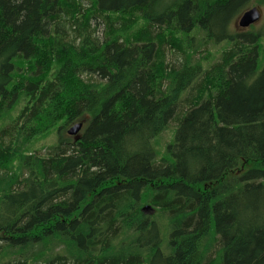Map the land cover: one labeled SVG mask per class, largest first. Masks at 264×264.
I'll return each mask as SVG.
<instances>
[{
	"label": "trees",
	"instance_id": "obj_1",
	"mask_svg": "<svg viewBox=\"0 0 264 264\" xmlns=\"http://www.w3.org/2000/svg\"><path fill=\"white\" fill-rule=\"evenodd\" d=\"M250 2L0 0V264H264Z\"/></svg>",
	"mask_w": 264,
	"mask_h": 264
},
{
	"label": "rangeland",
	"instance_id": "obj_2",
	"mask_svg": "<svg viewBox=\"0 0 264 264\" xmlns=\"http://www.w3.org/2000/svg\"><path fill=\"white\" fill-rule=\"evenodd\" d=\"M253 7L257 8L260 11V13H261V19L259 20V22H257L256 24H254L252 28L249 27L247 29H240L237 26V21H238V18L240 16V15H238L231 22V25H230V30L231 31H233L235 33H238V34H242V33L243 34H248V33H252V32H257L259 30L264 31V4L263 5L262 4L259 5V4H256V2L254 0H251L250 4L247 6L246 10L247 9H250V8H253ZM102 33H103V29H102L101 26H99L97 28L96 32H95V36L97 38H99V39H102V37H103L102 36ZM208 49L212 53V58H211L212 62H218L220 60V55H221V51H219L220 45L219 46H215V47L209 46ZM167 59H168V62L169 63H176L175 57L172 56V55H168V58ZM67 129H66V131H67ZM172 141H173V138H172V130L169 128L160 137L157 148L160 149L161 150V153H162V149H164L163 147H165L166 144L171 143ZM50 142H48V143H50ZM44 143L46 144V142H44Z\"/></svg>",
	"mask_w": 264,
	"mask_h": 264
},
{
	"label": "water",
	"instance_id": "obj_3",
	"mask_svg": "<svg viewBox=\"0 0 264 264\" xmlns=\"http://www.w3.org/2000/svg\"><path fill=\"white\" fill-rule=\"evenodd\" d=\"M260 19H261L260 11L257 8L253 7L245 10L243 13L240 14L237 21V26L240 29H247L253 26L254 24H256L257 22H259ZM82 127H83L82 123L80 122L76 123L67 129L66 135L69 137L78 138L82 130ZM148 210L149 207L144 208V211H148Z\"/></svg>",
	"mask_w": 264,
	"mask_h": 264
},
{
	"label": "bare ground",
	"instance_id": "obj_4",
	"mask_svg": "<svg viewBox=\"0 0 264 264\" xmlns=\"http://www.w3.org/2000/svg\"><path fill=\"white\" fill-rule=\"evenodd\" d=\"M193 87V86H192Z\"/></svg>",
	"mask_w": 264,
	"mask_h": 264
}]
</instances>
